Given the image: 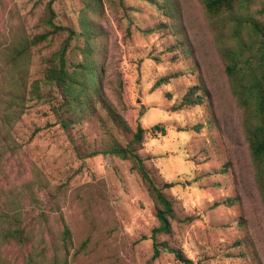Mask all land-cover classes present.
<instances>
[{"label":"rangeland","instance_id":"374dc122","mask_svg":"<svg viewBox=\"0 0 264 264\" xmlns=\"http://www.w3.org/2000/svg\"><path fill=\"white\" fill-rule=\"evenodd\" d=\"M48 1L0 0V45L49 29L42 21ZM52 1L53 22L79 32L84 1ZM175 3L165 15L142 0H102L92 17L102 30L92 41L102 94L126 130L97 101L68 133L48 101L27 102L10 131L18 150L0 167V206L10 201L27 240L0 241V264H27L30 256V264L42 263L41 253L51 255L59 238V213L72 233L69 264H179L162 246L153 257L155 204L129 160L101 152L114 141L126 143L137 123L145 129L139 152L151 175L159 185L173 183L164 189L176 213L172 231L154 240L181 249L194 264H264V178L246 140L247 112L219 54L220 26L201 0ZM262 3L256 0L252 11ZM256 15L264 22V14ZM149 28L155 29L144 32ZM67 33L32 48L28 82L42 78ZM83 45L81 36L71 40L69 63L82 60ZM193 85L208 95L201 104L179 106ZM156 123L164 134L150 130Z\"/></svg>","mask_w":264,"mask_h":264},{"label":"trees","instance_id":"16d2710c","mask_svg":"<svg viewBox=\"0 0 264 264\" xmlns=\"http://www.w3.org/2000/svg\"><path fill=\"white\" fill-rule=\"evenodd\" d=\"M84 6L79 17L80 31L57 25L53 22L54 10L52 0L45 5L43 23L49 29L32 36H21L0 45V167L8 154L18 150V145L10 131L16 120L25 112L27 102L45 99L50 103L51 111L60 128L68 133L72 124L84 116L97 101L111 120L126 130L128 125L113 109L102 94L97 64L93 58L92 41L102 34L101 28L94 23L93 15H99L103 9L102 0H83ZM155 6L168 15L175 10V0H142ZM256 0H201L207 13L219 24L224 41L219 46V54L224 63L231 92L237 102L247 112L246 140L251 157L256 166L259 181L264 178V22L256 14H264V3L255 12L252 5ZM149 28L144 32H152ZM67 30V37L56 51L47 58V66L42 78L28 82L32 48L49 39V36ZM81 36L84 45L81 48L82 60L69 63L66 53L71 40ZM176 73L159 78L154 87L167 83ZM94 77L96 80H94ZM199 90V91H198ZM208 95L206 88L193 85L183 94L179 106L201 104ZM90 109V110H91ZM152 132L165 133L160 123L150 127ZM145 129L137 123L132 137L124 144L114 141L107 149L101 151L129 160L131 168L140 176L155 204L158 226L152 230L154 254L157 257L159 247L173 253L179 264H194L184 252L171 247L166 241L158 243L155 233L169 234L176 213L173 201L164 189L173 183L159 185L146 166L145 159L139 152ZM92 151L90 154H97ZM264 202V180L260 185ZM5 201L0 206V241L23 245L27 236L16 211ZM12 204V203H11ZM9 213H13L10 215ZM61 223L59 238L52 241V253L48 257L44 251L39 264H69L70 251L73 248L72 233L61 213L57 216ZM85 242L80 248L84 247ZM76 251L73 253L75 254ZM35 262L33 257L26 263Z\"/></svg>","mask_w":264,"mask_h":264}]
</instances>
